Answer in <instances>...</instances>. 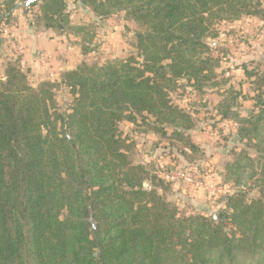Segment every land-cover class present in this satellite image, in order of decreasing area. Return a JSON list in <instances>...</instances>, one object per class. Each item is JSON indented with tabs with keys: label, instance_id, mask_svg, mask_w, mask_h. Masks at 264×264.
Masks as SVG:
<instances>
[{
	"label": "trees",
	"instance_id": "trees-1",
	"mask_svg": "<svg viewBox=\"0 0 264 264\" xmlns=\"http://www.w3.org/2000/svg\"><path fill=\"white\" fill-rule=\"evenodd\" d=\"M24 1L4 0L3 15L24 9ZM81 3L101 20L122 13L126 34L134 23V53L90 61L86 57L97 46L82 45L74 67L35 86L19 55L5 62L0 76V264H264L263 63L248 58L237 65L239 83L250 84L257 107L242 116L239 99L252 97L228 85L222 66L227 52L212 43L223 25L244 18L248 24L262 22L264 46V3ZM35 4L36 25L43 30L78 34L87 29L71 22L65 0H31L27 6ZM61 86L72 97L62 110L56 101ZM188 87L201 99L216 95V114L237 123L243 146L227 153L225 175L235 183L247 178L260 184L257 196L235 190L215 214L179 212L169 199L171 182L152 163L135 161L134 142L119 129L122 121L135 125L141 120L169 140L170 148L180 143L181 155L192 160L202 151L188 134L196 119L169 96ZM201 106L207 107V100Z\"/></svg>",
	"mask_w": 264,
	"mask_h": 264
},
{
	"label": "rangeland",
	"instance_id": "rangeland-1",
	"mask_svg": "<svg viewBox=\"0 0 264 264\" xmlns=\"http://www.w3.org/2000/svg\"><path fill=\"white\" fill-rule=\"evenodd\" d=\"M260 1L264 3V0ZM65 2L71 22L86 25L85 31L78 34H56L51 30H43L42 26L36 25L35 20L40 15L39 4L24 5V9L16 7L6 18L3 15L6 4L0 0V76L5 62L17 55L20 56V66L26 71L29 82L35 86L43 80H56L57 72L74 67L80 59L79 47L82 45L97 46V50L91 51L86 57L90 61L103 60L109 56L127 57L130 51L134 53L131 38L136 25L127 24L130 30L126 34L122 13L101 20L81 0ZM229 30L235 33L226 35ZM262 40V22L255 19L248 24L241 18L230 25H223L221 33L212 42L227 52L222 66L224 76L229 77L228 85L251 97L255 92L248 82L239 83L241 72L237 65L248 58H258L264 68ZM169 96L196 119V128L188 134L191 143L198 145L202 151L192 160L188 161L181 155L180 143L170 148L169 140L154 133L141 120L135 125L122 121L119 129L128 142H134L135 161L152 163L158 175L171 182L169 199L179 212L215 214L223 208L227 197L238 189L250 191L248 197L257 196L260 184L255 179L242 178L239 183H235L232 176L225 175L227 153L234 146L241 148L243 143L237 139V123L221 119L213 109L212 104L218 101L216 95L208 93L201 99L199 95L191 93L188 87L171 91ZM71 99L67 87L61 86L56 90V101L61 110L67 107ZM206 100L208 106H201ZM251 110H257L255 99L240 98V114L246 116ZM213 121L217 124L215 127L210 125ZM167 132L170 133V129ZM249 151L252 152V148ZM170 170L175 176L173 179L167 178Z\"/></svg>",
	"mask_w": 264,
	"mask_h": 264
},
{
	"label": "built area",
	"instance_id": "built-area-1",
	"mask_svg": "<svg viewBox=\"0 0 264 264\" xmlns=\"http://www.w3.org/2000/svg\"><path fill=\"white\" fill-rule=\"evenodd\" d=\"M42 57H40V59H41ZM42 61H44V59L42 58ZM23 66H24V63H23ZM179 174V172L177 173V175ZM183 175V174H182ZM167 178H170V179H173V178H175V176L174 175H172V172L170 173V175L169 176H167Z\"/></svg>",
	"mask_w": 264,
	"mask_h": 264
},
{
	"label": "water",
	"instance_id": "water-1",
	"mask_svg": "<svg viewBox=\"0 0 264 264\" xmlns=\"http://www.w3.org/2000/svg\"><path fill=\"white\" fill-rule=\"evenodd\" d=\"M30 1H31V0H27V1L24 3V5H27Z\"/></svg>",
	"mask_w": 264,
	"mask_h": 264
}]
</instances>
